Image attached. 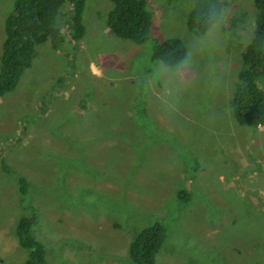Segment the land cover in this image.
Instances as JSON below:
<instances>
[{
    "label": "rangeland",
    "instance_id": "obj_1",
    "mask_svg": "<svg viewBox=\"0 0 264 264\" xmlns=\"http://www.w3.org/2000/svg\"><path fill=\"white\" fill-rule=\"evenodd\" d=\"M146 1L141 44L109 29L112 0H85L72 39L64 4L54 25L66 41L37 42L0 96V264L26 263L17 227L32 214L48 264H137L130 243L155 222L166 238L154 264H264V124H239L230 104L254 0H222L202 35L187 25L196 0ZM14 2L0 0V65ZM173 37L189 58L178 77L152 57Z\"/></svg>",
    "mask_w": 264,
    "mask_h": 264
},
{
    "label": "trees",
    "instance_id": "obj_2",
    "mask_svg": "<svg viewBox=\"0 0 264 264\" xmlns=\"http://www.w3.org/2000/svg\"><path fill=\"white\" fill-rule=\"evenodd\" d=\"M112 1L114 6L107 18L109 29L118 37L144 43L152 25V13L147 8V1ZM66 3L71 4L72 39L75 40L85 33V0H15L13 10L5 20L0 96L17 87L25 69L31 65L37 42L50 38L52 44L57 46L66 41L67 31L54 25L56 16ZM253 3L257 11L255 30L241 52V69L230 101L235 120L248 126L264 124V88L259 83V80H264V0H254ZM222 8V0H196L187 18L188 27L197 34H205L221 17ZM186 53L184 41L173 37L156 41L152 57L169 65L184 59ZM19 182L22 193H25V178L20 177ZM178 195L184 201L189 199L185 189H180ZM36 220L35 214L19 219V244L28 252L25 264H48L44 245L32 233ZM165 238L166 227L160 222L141 229L130 243L131 260L137 264H154Z\"/></svg>",
    "mask_w": 264,
    "mask_h": 264
},
{
    "label": "clouds",
    "instance_id": "obj_3",
    "mask_svg": "<svg viewBox=\"0 0 264 264\" xmlns=\"http://www.w3.org/2000/svg\"><path fill=\"white\" fill-rule=\"evenodd\" d=\"M189 58L185 57L176 63L169 64L165 66V72L173 77H178L181 73V69H187Z\"/></svg>",
    "mask_w": 264,
    "mask_h": 264
}]
</instances>
